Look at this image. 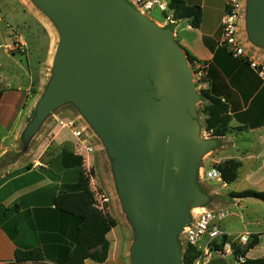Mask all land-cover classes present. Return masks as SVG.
I'll return each instance as SVG.
<instances>
[{
	"label": "water",
	"instance_id": "water-1",
	"mask_svg": "<svg viewBox=\"0 0 264 264\" xmlns=\"http://www.w3.org/2000/svg\"><path fill=\"white\" fill-rule=\"evenodd\" d=\"M62 36L55 74L26 130L74 103L115 160L119 195L135 230L132 264H182L187 209L206 205L199 164L219 141L202 138L179 21L159 25L129 0H32ZM248 30L264 47V0H249ZM208 264H219L211 262Z\"/></svg>",
	"mask_w": 264,
	"mask_h": 264
},
{
	"label": "crops",
	"instance_id": "crops-1",
	"mask_svg": "<svg viewBox=\"0 0 264 264\" xmlns=\"http://www.w3.org/2000/svg\"><path fill=\"white\" fill-rule=\"evenodd\" d=\"M170 1L166 0L168 4ZM183 1L189 5L200 6L203 18L198 29L192 28L185 21H179L175 31L176 39L196 62L206 65L207 80L203 85L204 90H209L225 103L231 116V133L225 137H216L219 141L216 157L218 161L235 160L242 163L235 183L226 185L221 182V191L225 194L220 195L246 190L260 192L261 182L264 183V80L247 62L233 58L221 45L226 0ZM45 27L48 26L45 24ZM18 36L16 48L26 53L28 44L24 38ZM6 46L8 50L11 48L10 44ZM247 51L253 59L264 63V51L260 47L249 46ZM2 92L0 130L6 131L9 130L12 112L17 114L24 96L18 91L13 92L16 95L15 100L10 92ZM33 96L32 99L30 96L26 97L24 107L29 99L31 107L23 127L15 134L11 148L4 146L5 138L0 139V162L6 161L11 152L18 150L16 141L43 97L42 88L39 87ZM60 136L61 133L55 136L52 134V141L57 145L65 143ZM43 155L34 157L28 164L23 160L24 156H16L8 165L0 168V264H66L76 245L78 220L74 216L59 212L54 205V199L67 189V177L72 173L71 168L62 165L60 171L54 172L51 168L59 154L46 162L41 160ZM73 179L77 180L78 177ZM103 196L109 199L107 195ZM97 202L105 213L116 220L117 226L106 236L109 242L107 260L99 263L88 259L84 264H132L131 251L135 242V230L126 213L120 212L113 199L105 204L102 198ZM217 207L231 211V216L221 223V229L227 236L250 233L259 237L260 244L246 258L264 259V206L253 199H233L227 196L220 200V206ZM34 249L43 251L44 260L16 261V251Z\"/></svg>",
	"mask_w": 264,
	"mask_h": 264
},
{
	"label": "rangeland",
	"instance_id": "rangeland-1",
	"mask_svg": "<svg viewBox=\"0 0 264 264\" xmlns=\"http://www.w3.org/2000/svg\"><path fill=\"white\" fill-rule=\"evenodd\" d=\"M146 16L159 25H165L168 22V20H163V13L158 9H153ZM248 17L249 0H242L239 22L240 36L243 43L247 46V49L249 46L257 47L250 39ZM160 19L161 22L159 21ZM45 24L48 27H45ZM18 35L24 38L28 44L26 47V53L22 52L19 48H16L15 42L19 40ZM61 41L62 36L60 31H58L48 15L32 0H0V91L10 92V96H15L12 97L15 98V100L16 95H14L13 92L18 91L19 94L24 96V101H20L21 105L17 109V114L15 115L14 112H12V116H10L8 124L9 130H0V139L5 138V147L7 146L11 148L14 144L15 134L19 133V130L23 127L24 119L31 107L30 99L34 97L33 93L41 87L42 94L44 95L45 90L53 80L55 74V64ZM7 44L11 45L9 50L7 49ZM261 50L264 51V47H261ZM230 55L233 58L238 59L233 54ZM199 64L201 65V70L203 71L202 76L199 75L197 66L194 63L192 65L190 64V67L193 73V81L196 85V90L200 95H202V91L204 90L203 85L207 80V67L203 63ZM27 96H30V99L27 100L28 103L26 104V107H24ZM205 106L206 102L204 99L200 101L196 107L197 114L200 119L201 137L213 138L204 130V121L206 118L204 114ZM35 117L36 109L31 114L24 131L16 141L18 150L11 152L6 161H1L0 168L3 165H8V163H10L16 156H24L25 158L23 160L26 164H28V162H30L34 157L40 156L41 154H44L41 159L43 162H46L49 158L59 154L58 158L54 159V161L56 160V163H54L51 168L52 171L58 172V170L60 171L62 169V165H65L66 163H68V165L72 164L67 158H65L67 154H70L79 160L80 166H78L77 169L75 168L76 164H73L74 166L72 167H68L71 168L72 173H70L67 177L69 180L67 189L72 191L71 189L74 188L73 186L77 182V180H74L73 178L75 176L78 177L80 169L85 170L87 175L90 177L91 189L94 192L96 199L99 200L101 196L107 195L109 199L115 200L120 208V212L124 214L123 204L118 190L117 176L114 168L115 160L109 155L104 141L92 127L88 119L82 114L80 109L72 102H66L60 105L45 117L43 122L31 137L26 138L25 132L27 127L35 119ZM72 121L75 122L74 125L76 128L85 131L82 138L85 139L94 150L89 158L90 160L88 161H86L84 156L83 146L79 140L74 137L72 129L69 127L66 128L62 124H68ZM53 131L55 133H53ZM59 133H61L60 138L65 140L63 145H57L52 141V134L55 136V134ZM217 149L218 148H215L205 154L199 164L197 182L205 192L207 202L203 207L194 206L187 209L191 219L190 225L196 220V216L200 214L205 207L227 210L217 206H220V200L222 198L230 196L231 193L226 196L220 195L225 194L221 191V182L217 180H207L205 178L206 173L212 168H221L225 164V161H218V158L216 157L218 153ZM261 191L264 192V183L262 182ZM253 200L264 206V203L255 199ZM259 212V215H261V210ZM122 228L124 229V226H122ZM186 228L179 236L182 254L189 247V244L184 239V232ZM240 236V234L230 235L231 244L238 247L244 246V243L240 240ZM251 237L252 235L250 238ZM134 238L136 239V237ZM197 249L199 251L201 250L199 248ZM216 252L217 251H210V263H237L233 257L231 245H226L223 251H218L221 252L220 255H217ZM228 252H230V254H228Z\"/></svg>",
	"mask_w": 264,
	"mask_h": 264
},
{
	"label": "trees",
	"instance_id": "trees-1",
	"mask_svg": "<svg viewBox=\"0 0 264 264\" xmlns=\"http://www.w3.org/2000/svg\"><path fill=\"white\" fill-rule=\"evenodd\" d=\"M169 18L173 21H185L192 28L198 29L202 23L203 10L200 6L189 5L183 0H171L168 10L163 13L164 21ZM187 56L191 65L196 62L193 56L188 53ZM202 95L206 102L204 130L213 138L227 136L233 130L227 105L212 95L209 90H203ZM2 96L3 92L0 91V101ZM65 158L72 163L69 165L66 163L67 167L76 164L75 168L77 169L80 166L79 160L72 155L67 154ZM241 167L242 163L239 161H225V164L218 168L222 172V183L226 185L235 183L239 178ZM73 187L72 191L67 189L54 199V205L59 212L76 217L79 223L76 245L66 264H84L88 259L103 263L107 260L109 253V242L106 236L117 226V222L99 208L96 196L91 189L90 177L85 170L80 169L77 182ZM229 197L255 199L264 203V192L255 190L232 192ZM259 244V237L252 236L246 245L238 247L231 244L229 236L223 235L213 242L211 251H223L226 245H231L233 257L238 261L240 256L247 257V254ZM200 254L201 252L197 248L189 246L182 254V264H193ZM15 259L19 262H38L44 260V254L41 249L18 250ZM239 264H264V259L246 258L244 263Z\"/></svg>",
	"mask_w": 264,
	"mask_h": 264
},
{
	"label": "built area",
	"instance_id": "built-area-1",
	"mask_svg": "<svg viewBox=\"0 0 264 264\" xmlns=\"http://www.w3.org/2000/svg\"><path fill=\"white\" fill-rule=\"evenodd\" d=\"M137 9L144 15H148L153 9H158L162 13L168 10V3L166 0H129ZM242 0H226L225 12L222 18V39L221 45L236 58L241 59L249 64V66L264 80V63L253 59L247 51L245 43H243L240 36V15H241ZM197 66L199 75H203L201 65L194 62ZM75 122L63 124L64 127H69L73 131L75 138L79 140L84 149V156L86 161L93 153V148L82 138L85 131L79 130L74 125ZM207 180H217L222 182V172L218 168H212L206 173ZM102 202L105 204L109 202L106 196H102ZM101 210L103 208L99 206ZM231 216L230 210L215 209L205 207L203 211L196 216V220L186 228L185 241L189 246L199 248L202 251L201 255L193 262V264H208L210 263V247L213 242L225 235L221 229V223ZM251 234L245 233L240 236V240L246 245L250 239ZM221 252H216L220 255ZM230 254V252H228ZM246 257L240 256L237 263H244Z\"/></svg>",
	"mask_w": 264,
	"mask_h": 264
}]
</instances>
